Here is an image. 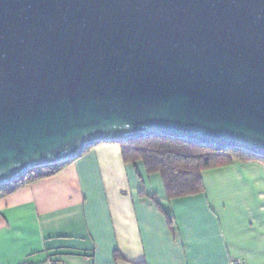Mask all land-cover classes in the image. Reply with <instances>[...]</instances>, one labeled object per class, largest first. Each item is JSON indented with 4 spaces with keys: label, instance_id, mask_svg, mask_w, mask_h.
<instances>
[{
    "label": "water",
    "instance_id": "95a60500",
    "mask_svg": "<svg viewBox=\"0 0 264 264\" xmlns=\"http://www.w3.org/2000/svg\"><path fill=\"white\" fill-rule=\"evenodd\" d=\"M151 136L264 157V0H0V186Z\"/></svg>",
    "mask_w": 264,
    "mask_h": 264
},
{
    "label": "crops",
    "instance_id": "0c3cea01",
    "mask_svg": "<svg viewBox=\"0 0 264 264\" xmlns=\"http://www.w3.org/2000/svg\"><path fill=\"white\" fill-rule=\"evenodd\" d=\"M202 181L168 199L160 175L124 163L119 144L95 145L0 199V264H264V161Z\"/></svg>",
    "mask_w": 264,
    "mask_h": 264
},
{
    "label": "trees",
    "instance_id": "16d2710c",
    "mask_svg": "<svg viewBox=\"0 0 264 264\" xmlns=\"http://www.w3.org/2000/svg\"><path fill=\"white\" fill-rule=\"evenodd\" d=\"M118 144L124 163L139 162L146 174L160 175L168 199L192 195L203 190L202 172L205 170L227 166L238 160L264 161V157L237 149L210 148L163 136H151ZM69 163L34 168L18 180L1 185L0 199L26 184L56 175ZM164 215L169 228L173 230V221L167 213L164 212Z\"/></svg>",
    "mask_w": 264,
    "mask_h": 264
},
{
    "label": "built area",
    "instance_id": "2783aa9c",
    "mask_svg": "<svg viewBox=\"0 0 264 264\" xmlns=\"http://www.w3.org/2000/svg\"><path fill=\"white\" fill-rule=\"evenodd\" d=\"M50 264H52V263H50ZM229 264H244V263H243V261H242L241 259H239V258H234V259H232V260L230 261Z\"/></svg>",
    "mask_w": 264,
    "mask_h": 264
}]
</instances>
